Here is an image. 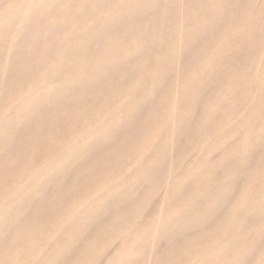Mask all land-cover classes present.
Segmentation results:
<instances>
[{
    "label": "bare ground",
    "instance_id": "bare-ground-1",
    "mask_svg": "<svg viewBox=\"0 0 264 264\" xmlns=\"http://www.w3.org/2000/svg\"><path fill=\"white\" fill-rule=\"evenodd\" d=\"M1 2L0 162L2 157L6 161L8 154L19 150V142L25 134L27 136L30 133L31 128L41 127L38 142L40 147L45 145L41 150L42 154L35 156L36 158L39 156L38 159L44 156L43 160L23 172L21 177L29 178L38 172V169L43 168L45 163L52 164L53 160L63 153L73 155V163L76 168H80L79 176L85 175L90 169L89 165L96 162L95 155L118 141H122L123 146L128 144L130 138L145 130L153 121L159 120L169 101L171 102L169 113L173 116L175 107L180 117L184 116L185 112L186 118L189 114L193 116L195 112L201 113L203 119L199 122L198 129L202 131L203 124L207 126L210 122L220 121L224 117L227 119L226 116L235 111L233 105L236 101L232 103L233 98L242 95V99L237 102H247L252 87L257 85L258 77L261 75L260 65L253 76L247 73L250 72V65L256 56L255 52L248 50L250 47L258 50L264 41V0H0ZM238 33L246 36L243 45L235 43L232 39ZM229 47L233 48L235 53L224 62L221 55ZM166 60L172 61V67L176 72L173 93L167 92L166 79L158 81L159 86L150 97H147L148 103L140 106L138 114L130 115L131 110H124V114L128 112L125 114L127 120L115 121L117 124L115 132L110 135L105 133L97 142L88 144L82 153L71 152V146L61 132L63 133L68 126L66 124L71 121L70 116L76 115L74 117L77 118L84 111H75L82 105H88L83 99L92 96L101 100L102 95L109 96L107 90L116 88L115 85L124 88L129 81L144 73L149 78L151 72L159 66V62L165 67ZM46 74L53 82L49 90L42 92L41 87L37 89L29 87L24 90L27 83L45 78ZM231 84L233 86L230 87ZM229 92H233L232 98L228 97ZM234 92H237V95H234ZM133 93L135 89L127 92L130 96ZM108 104L110 103L107 101L105 105ZM189 122L187 124L183 122L177 128L178 149L183 147L184 150L186 147L182 133L193 124ZM247 128L255 129V125L250 124ZM47 129L50 130L44 135ZM258 133L261 132L255 133V140L262 137ZM170 141L173 143V138ZM230 142L231 145L233 141ZM21 145L31 149V146L36 147L37 144L23 139ZM53 145L55 149L49 150ZM225 148H228V145ZM255 150L257 154L264 155L263 139L256 143ZM174 154L173 149L167 152L169 164L174 159ZM253 154L252 151L249 156ZM102 159L100 157L98 161ZM67 166L70 164L64 165L60 170ZM180 166L176 165L174 170H167L166 175L162 172L156 174L159 175V180L164 181L163 196L171 191L169 180L173 173L176 177ZM238 166V155L230 154L223 162H218L216 170L227 175ZM0 168L5 170L4 174L8 176L14 172L16 166L12 159H8V163L1 164ZM58 172L60 171L56 173ZM213 174L209 173L210 176L200 181L196 180L193 184L195 191L201 190L206 193ZM257 174L256 181L259 182L264 174H260L259 171ZM218 176L219 174L216 177ZM60 181L67 185L63 178L58 180L48 174L40 183L38 194L28 193L27 197H23L12 212L14 217L9 220L4 231L0 230V249L9 239H18V232L26 231L33 237L28 238L25 243L16 240V245H22V251L19 254L20 259L15 264H24L26 257L23 256L29 251L27 249L34 243L33 247H38L43 243L42 239L47 237L41 232V227L35 224H41V218L48 212L50 206L49 201L44 200L41 194L48 184L59 185ZM236 182L237 177L231 182L234 188ZM148 184L150 183L140 184L136 193L145 192ZM234 188L230 190L233 191ZM253 190L252 197L261 195L264 199V192L259 194L261 191L259 184ZM18 195L19 190L16 187L10 185L0 187L2 205L12 203ZM226 202L231 221H226L224 225L212 217L211 220L207 219L205 224L198 222L189 225L186 224L187 220L175 216V222L172 221L167 230L151 242L153 245L147 254L142 252L141 256L140 254L136 256L137 259L141 258L139 263L195 264L190 257L187 258L188 252H196L195 260L198 261L207 256L206 252L198 253L201 251L200 244L189 243L190 236L196 230L207 225L211 230L209 235L213 236V242L218 246L229 239L230 232L241 224L248 228L255 222L256 215L246 210L242 201L237 203V199L233 200L232 197ZM127 204L122 202L118 205L121 209L118 219L125 218L126 222L135 218V211ZM175 204L173 202L172 207ZM30 207L39 213L29 217L28 214H33L29 212ZM114 207L108 210L101 208L93 213L90 221L88 220L91 230L88 228L76 230V241L89 240L88 252L96 248L101 241V238L92 236L94 231L92 227L96 228L94 232L100 230V223L109 218ZM143 207L153 210L154 203L148 202ZM143 212L145 213L144 209ZM185 214V217L189 218L188 214ZM213 215L216 216V213ZM170 228L172 230L168 231ZM106 233L104 239L108 236ZM112 233L113 230L110 231V234ZM251 235L247 233L241 240V252L247 264L253 263L258 255L264 253V234L257 239ZM78 245L79 242L68 248L66 255L56 251L48 257L49 259L47 258V264H71L70 259H73ZM85 252L86 249H83L79 254Z\"/></svg>",
    "mask_w": 264,
    "mask_h": 264
},
{
    "label": "rangeland",
    "instance_id": "rangeland-1",
    "mask_svg": "<svg viewBox=\"0 0 264 264\" xmlns=\"http://www.w3.org/2000/svg\"><path fill=\"white\" fill-rule=\"evenodd\" d=\"M0 5L2 6V2ZM232 39L235 43L243 45L246 36L238 33ZM248 52H255L256 56L247 75L253 76L259 65L262 67V71L259 72L261 75L258 77L257 85L252 87L247 102H237L242 99V95L233 98L232 103L236 101L233 105L235 111L227 115V119L224 117L220 121L210 122L207 126L203 124L202 131H200L198 129L199 122H202L201 119H203L201 113L195 112L193 116L189 114L186 118L187 112H185L184 116L180 117L179 111L175 107V116H173L169 113L171 112V102L169 101L159 120L153 121L145 130L140 131L134 138H130L128 144L123 146V142L118 141L108 146L100 154L95 155L96 162L89 165V171L83 176H79L80 168H76L73 163V155L63 153L53 160L52 164L45 163L44 167L40 168L41 170L38 169V172L33 173L29 178L28 176L21 177L23 172L30 170L33 165H38L44 158L42 156L38 159L42 154L41 150L45 147V145L40 147L38 142L41 127L31 128L30 133L27 136L25 134L23 139L36 143V147L33 145L30 149L28 146H22V139L19 142V150L8 154L6 161L2 157V162H0V165L7 164L8 159H12L16 166L14 172L8 175L11 176L10 178L4 174L5 170L0 168V187L10 185L19 190V195L12 203L3 205L0 203V230L4 231L9 220L14 217L12 212L23 197H27L28 193L38 194L39 185L48 174L58 180L63 178L67 181V185L60 181L59 185L48 184L43 188L41 195L44 200L49 201L48 212L50 214L47 212L42 216L41 224L35 223V221L34 223L37 224V227H41V232L47 237L42 239L43 243L38 247H33L34 243L27 249L29 251L23 256V258L26 257L24 264H47V258L56 251V253L65 254L69 250L68 248L77 245L78 242L79 245L73 259H70L71 264H137L141 258L137 259L136 256L139 254L141 256L142 252L147 254L148 249L153 245L151 242L160 233L166 231L171 222H175L176 217L187 220L186 224L189 225L198 222L205 224L207 219L211 220L212 217L224 225L226 221H231L226 201L232 197L233 200L237 199V203L243 202L246 206L245 209L256 215L255 222L248 228L243 227V224L238 225V228L230 232V238L218 246H215L213 236L209 235L211 230L205 225L190 236L189 243L200 244L201 251L198 253L206 252L207 256L201 261L197 259L196 261V252H188L187 258L190 257L195 264H247L244 261L245 256L241 252L242 237L248 233L257 239L264 234V199L261 195L251 196L257 184L261 186L259 194L264 192V176L259 182L256 181L258 171L260 174H264V155L257 154L255 150L256 143L260 139L264 140V116L262 117L264 110V41L258 50L250 47ZM234 53L235 50L229 47L221 57L225 62ZM164 65L165 67L159 62V66L154 69V72H151L149 78L144 73V75L129 81L126 86L129 87L128 89L115 85L116 88L107 90L109 96L102 95L103 99L101 97V100L92 98V96L83 99L88 105H82L76 109L75 111H84L77 118L74 117L76 115L70 116L71 121L66 124L68 126L63 133L61 132L63 138L68 140L71 152L82 153L88 144L97 142L105 133L110 135L115 132L117 130L115 121L127 120L125 114L128 112L124 114V110H131L130 115L138 114L141 110L140 106L143 107L144 103H148L147 97H150L159 86L158 81L162 82L163 79H166L167 92L173 93L176 72L172 67L171 60H166ZM228 75L230 74L228 73ZM51 80L50 76L46 74L45 78L35 80L34 83H27L24 90L29 87L33 89L41 87L42 92L47 91L53 84ZM231 86L233 85L231 84ZM134 89L135 93L131 96L127 94ZM234 95H237V92H234ZM228 97L232 98L233 92H229ZM107 101L110 103L108 106L105 105ZM209 101L211 102L212 99ZM189 106L192 105L189 104ZM189 121L193 124L185 128V133H182L183 139L186 140V147L184 150L183 147L178 149L177 128L183 122L187 124ZM250 124H254L255 129L247 128ZM237 127H239L238 130ZM48 130L50 129L45 130L43 134L45 135ZM257 131L261 132L258 134L262 137L255 140ZM171 138H173V143L170 141ZM230 141H233L231 145ZM227 145L228 148H225ZM54 147L55 145L51 146L49 150L55 149ZM172 149L175 154L178 151L179 155L174 154V159L169 164L167 152L169 153ZM181 151L183 152L181 153ZM252 151L254 154L249 156ZM230 154L238 155V168L227 175H224L220 170L217 172L218 162H223ZM36 155L39 156L36 158ZM100 157L103 158L102 161H98ZM69 164L71 167L67 166L60 170L61 167ZM176 165H181V168L176 177L175 173L172 174V178L169 180L171 191L166 194L167 196H163L164 181L159 180V175L156 174L162 172L166 175L167 170H174ZM58 170L60 172L56 173ZM209 173L214 174L208 184L207 192L195 191L193 184L196 183V180L200 181L204 177L210 176ZM218 174L219 176L216 177ZM235 177H237V182L234 188L231 182ZM142 183L150 184L146 186L145 192L137 194L136 191ZM250 185L254 187H249ZM230 188H234V190L231 191ZM65 196L66 199H64ZM250 197L252 198L250 199ZM122 202L131 205L132 210L135 211V218L127 222L125 218L118 219L121 215L118 205ZM148 202L154 203L153 210L143 207ZM173 202L174 204L178 203L179 206L175 204L172 207ZM111 207L114 208L109 218L100 223L99 228L101 229L97 231L98 233L94 232L96 228L92 227V231L94 230L91 231L92 236L101 238V241L96 248L90 249L88 252L89 240L76 241V230L85 228L91 230L90 222H88L91 215L101 208L108 210ZM29 212L33 213L28 214L29 217L39 213L32 207ZM185 213L189 218L185 217ZM214 213L216 216L213 215ZM228 226L231 227V225ZM226 227L227 225L224 226V230ZM111 230H113L112 234H110ZM171 230L170 228L168 231ZM106 231L109 232L106 233ZM104 232L108 235H106V239H104ZM18 236V239H9L0 249L2 255L0 264H15L20 259L19 254L22 251V245H16V240L25 243L28 238H33L26 231L18 232ZM83 249H86V252L79 254ZM251 264H264V253L258 255Z\"/></svg>",
    "mask_w": 264,
    "mask_h": 264
}]
</instances>
